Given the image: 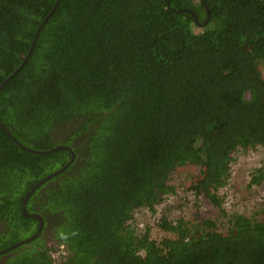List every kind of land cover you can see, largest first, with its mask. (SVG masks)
<instances>
[{"label": "trees", "instance_id": "obj_1", "mask_svg": "<svg viewBox=\"0 0 264 264\" xmlns=\"http://www.w3.org/2000/svg\"><path fill=\"white\" fill-rule=\"evenodd\" d=\"M55 1L0 0V83L53 8L0 88V249L36 230L23 198L74 152L27 198L41 234L0 264H51V240L61 264H264V207L225 231L162 214L161 239L133 216L186 168L220 206L234 152L264 146V0ZM263 182L264 163L248 185Z\"/></svg>", "mask_w": 264, "mask_h": 264}, {"label": "rangeland", "instance_id": "obj_2", "mask_svg": "<svg viewBox=\"0 0 264 264\" xmlns=\"http://www.w3.org/2000/svg\"><path fill=\"white\" fill-rule=\"evenodd\" d=\"M262 70L264 72V62H262ZM264 163V146H258L248 151L241 153L234 152L231 161V173L227 183L232 193L237 194L242 199V202L232 206H216L208 202L202 196H196L190 189L192 180L196 178L197 172L193 168H186L185 170L174 171L172 180L174 182L177 192H173L168 198L169 200H162L155 205V211L149 212L147 208L142 210L137 209L134 212V220L138 222L143 221V227L149 225L150 236L154 239H161L167 236H173L174 233L161 229L157 225V217L162 214L173 221L182 217L188 223L195 221V218H210L215 223L217 228L225 231L229 226L228 213L232 211H239L246 215L260 216L258 212L262 209V205H256V202L250 196L249 188L247 186L250 173L259 164ZM225 183V184H227ZM218 193L222 194V186L218 189ZM224 193V192H223ZM249 193V194H248ZM248 197V198H247ZM223 199V198H222Z\"/></svg>", "mask_w": 264, "mask_h": 264}, {"label": "water", "instance_id": "obj_3", "mask_svg": "<svg viewBox=\"0 0 264 264\" xmlns=\"http://www.w3.org/2000/svg\"><path fill=\"white\" fill-rule=\"evenodd\" d=\"M58 0L55 1V4L57 3ZM167 2H169V0H167ZM55 7V6H54ZM53 10V8L51 9V11ZM175 11H181V10H189L191 11L190 9L188 8H178V9H174ZM48 12V14L40 21L39 25L37 26L36 30H35V33H34V36H33V39H32V42L30 44V47L27 51V53L25 54L23 60L21 61V63L7 76L5 77V79L2 80V82L0 83V88L3 86V84L9 79L11 78L21 67L22 65L24 64V62L26 61V59L28 58L31 50H32V47L36 41V38L38 36V33H39V30L41 28V26L44 24V22L46 21L48 15L50 14V12ZM192 12V11H191ZM208 16H209V12H208ZM208 19V17L206 18V20ZM206 22V21H204ZM0 125L2 126V128H4V126L2 125V123L0 122ZM5 129V128H4ZM5 131L10 135V133L8 132V130L5 129ZM14 139V138H13ZM20 144V143H19ZM22 145V144H21ZM23 146V145H22ZM31 151H37V152H42L43 150H38V149H32V148H28L26 146H23ZM69 148L67 145H64V144H57L47 150H44V151H50V150H53V149H58V148ZM74 158V152H72V157L69 161H67L64 165L60 166L59 168L51 171L50 173L44 175L42 178H40L34 185H32V187H30V189L27 191V193L25 194L24 198H23V201H22V204H21V211L24 215L26 216H33V217H37L39 219V224L36 228V230L30 234L28 237H25L19 241H16L2 249H0V253H5L6 251L12 249V248H15L16 246L20 245V244H23L25 242H29L31 241L32 239H34L35 237L39 236L42 232V228H43V219L41 216H39L37 213H28L26 211V201H27V198L29 196V194L38 186L40 185L43 181H45L46 179L50 178L51 176L57 174L58 172L62 171L66 166H68V164L70 163V161Z\"/></svg>", "mask_w": 264, "mask_h": 264}, {"label": "built area", "instance_id": "obj_4", "mask_svg": "<svg viewBox=\"0 0 264 264\" xmlns=\"http://www.w3.org/2000/svg\"><path fill=\"white\" fill-rule=\"evenodd\" d=\"M237 153H241L242 149L236 150ZM262 164H259L258 166H261ZM257 167V166H256ZM251 192L248 199L252 198L254 203L256 202V205H262L264 207V182L260 184L252 183L251 186ZM224 192V193H223ZM249 194V193H248ZM170 195H168L165 200H169ZM222 203L221 206L224 204L227 206H232L237 203L242 202V199L237 194H234L229 189V183L222 186ZM173 221H176L174 219ZM143 221L139 220L137 222V228L138 230H141L143 228ZM68 252V247L65 242L62 241H56L51 240L48 242V257L51 260V264H61V260L65 257V255Z\"/></svg>", "mask_w": 264, "mask_h": 264}, {"label": "clouds", "instance_id": "obj_5", "mask_svg": "<svg viewBox=\"0 0 264 264\" xmlns=\"http://www.w3.org/2000/svg\"><path fill=\"white\" fill-rule=\"evenodd\" d=\"M257 167H258V166H257ZM255 168H256V167H255ZM253 169H254V168H253ZM251 172H252V171H251ZM250 176H251V173H250ZM249 179H250V178H249ZM249 179H248V181H249ZM224 185H225V184H224ZM247 186H248V188H249V193H250V192H251V188H250L251 185H248V184H247ZM168 195H169V194H165L164 197L166 198ZM170 195H171V194H170ZM221 198H223V197H222V194H221ZM163 200H164V198H163ZM222 200H223V199H221V203H222ZM138 209L142 210V209H144V207H141V208H138ZM136 210H137V209H136ZM136 210H135V211H136ZM135 211H134V212H135ZM149 212H150V211H149ZM152 212H154V211H152ZM133 216H134V213H133ZM134 218H135V217H134Z\"/></svg>", "mask_w": 264, "mask_h": 264}, {"label": "flooded vegetation", "instance_id": "obj_6", "mask_svg": "<svg viewBox=\"0 0 264 264\" xmlns=\"http://www.w3.org/2000/svg\"><path fill=\"white\" fill-rule=\"evenodd\" d=\"M68 247V246H67Z\"/></svg>", "mask_w": 264, "mask_h": 264}]
</instances>
